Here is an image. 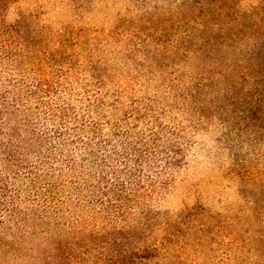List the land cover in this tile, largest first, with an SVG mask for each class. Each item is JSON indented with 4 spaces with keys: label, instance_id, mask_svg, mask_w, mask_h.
<instances>
[{
    "label": "rangeland",
    "instance_id": "rangeland-1",
    "mask_svg": "<svg viewBox=\"0 0 264 264\" xmlns=\"http://www.w3.org/2000/svg\"><path fill=\"white\" fill-rule=\"evenodd\" d=\"M0 264H264V0H0Z\"/></svg>",
    "mask_w": 264,
    "mask_h": 264
},
{
    "label": "trees",
    "instance_id": "trees-1",
    "mask_svg": "<svg viewBox=\"0 0 264 264\" xmlns=\"http://www.w3.org/2000/svg\"><path fill=\"white\" fill-rule=\"evenodd\" d=\"M2 125H0V148H3L4 152H7L6 158L11 161H15L18 159V156H20V151L17 148H13L12 142L7 141L4 143L3 141L7 136H9V133H6L5 135H2V132L4 131L2 128Z\"/></svg>",
    "mask_w": 264,
    "mask_h": 264
}]
</instances>
